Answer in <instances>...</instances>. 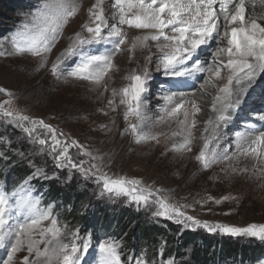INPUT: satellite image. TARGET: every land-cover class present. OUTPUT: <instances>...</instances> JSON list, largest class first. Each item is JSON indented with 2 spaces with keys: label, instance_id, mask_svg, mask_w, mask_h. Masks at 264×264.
Here are the masks:
<instances>
[{
  "label": "rangeland",
  "instance_id": "374dc122",
  "mask_svg": "<svg viewBox=\"0 0 264 264\" xmlns=\"http://www.w3.org/2000/svg\"><path fill=\"white\" fill-rule=\"evenodd\" d=\"M42 2L44 0H0V48L8 52L13 51L8 40L21 28L25 16L38 8ZM48 2H63L67 5L68 10H71L73 6L76 8L75 15L68 17L67 23L60 30L59 39L51 51L41 55L30 53L0 55V89L5 90L0 92V154L2 155L6 151L17 159L16 163L11 164L10 167L26 168L30 172L23 182L12 186L7 192H16V199L35 203L40 211L50 212L53 217L58 218V226L62 229L65 243L73 239V233L78 232L79 237L84 239L90 232L85 235L81 234L82 227L72 226L69 220L62 218L57 212L59 209L53 205L54 202L43 204L41 197L45 188L40 185L41 181L54 180L66 188L77 186L83 194L85 191L87 201L79 208L82 213L85 211V206L88 207V205L91 206L94 202H98L108 209L126 208L128 211L136 212L141 219L150 221L156 226L166 227V221L171 222L176 228V237L184 230L189 229L204 236L235 241L243 246L253 242L259 245L264 243V241L253 237H232L219 232L210 233L203 228H195V226L191 229L184 228L182 224L176 223L173 219L154 217L153 215L159 210L160 202H164L180 208L186 215L201 221H208L211 224L235 227L264 225V163L258 158L239 154L231 160L220 159L208 168H204L196 160V156L204 144L201 135L205 133V122L213 114L210 98L213 99L221 87L219 76L225 78L227 83L229 75L227 69L221 65L218 77L214 76L212 72L200 73V77L192 86L190 77L187 78L188 83L186 84L175 83L180 78L167 77L163 74V69L156 70V65L159 62L158 57L162 55L158 49L157 53L153 55L141 50L148 42L137 38L150 35L152 30L129 28L124 25L122 27L127 37L126 43L121 46L122 50L113 56V66L105 74L108 76L106 81L108 89L104 88L106 95L102 92L101 80L95 82L91 79L86 80L66 74L67 71L75 67L78 57L65 62L58 78L51 71L52 65L57 62V58L68 47L70 38L74 37L77 32H82L83 24L89 23L90 26H94L89 20V9L96 3V0H88L87 3H84L85 0H48ZM105 3L107 4V0ZM108 11L110 17L111 12L115 9L108 5ZM248 16L249 19H254V16ZM261 24H264V20ZM138 31H144V33L137 34ZM82 34L88 35L87 32ZM217 46L215 42H210L209 47L206 48V54L204 50L199 51L201 62H207L205 67L211 64L213 59L211 53ZM219 46L225 47L226 41ZM111 47V44H100L87 46L84 51L99 55L110 51ZM145 66L150 70L152 79L149 82L148 92L142 96L143 118L139 122L138 130L141 135L134 138L128 125L137 123V120L134 115H129L128 120H125L127 105L120 103L121 90L131 83L126 77L133 70L139 71ZM205 79L210 80V83L205 84ZM181 84L189 88L191 86L193 93H198L193 98H187L188 103L181 110L187 109L189 104L192 107L191 101H195L201 108V111L194 115L192 108L190 126L193 119L197 123L191 129L193 136L187 147L192 149L193 153L188 155L182 154L181 149L173 150V147L174 145L179 146L185 140V138L181 139L182 131L184 126L189 127V124L183 127L179 126L181 114L174 116L176 118L168 117L166 112L174 105L168 106L162 99L165 93L182 91L183 89L179 88ZM202 84H204L203 89H201ZM255 86L261 90L262 94L255 98L248 97L247 100L251 103L247 101L245 108L241 106L233 115L232 121L221 130L225 134L226 141L219 144L218 152H223L224 148L230 149L229 155L236 152L235 134L246 132L245 125L248 122L258 124L259 121L256 117L259 114H264V79L258 78ZM199 89L202 92H199ZM251 91L253 93L255 89ZM109 101L112 103L110 104ZM203 101L207 103L202 104ZM208 101H210V105H208ZM4 112H12L13 116L6 117L3 115ZM18 115L29 117V121L24 123L26 126L34 128L31 137L13 122V117ZM32 120H42L45 124L51 125L61 144L67 142L69 145V156L72 161L77 164L83 161V167L90 169L95 175L90 179H85L81 172L75 169H57L52 158L54 154L51 153L49 146H43L41 151V146L34 142L43 138L50 145L52 143L51 133L38 124L32 125ZM171 120L173 122L169 124L168 122ZM73 140L77 141L81 147L71 146ZM212 142L215 143L216 140ZM92 165H96V168L93 169ZM37 169H41L51 178L34 177L33 173ZM70 174L71 180L68 179ZM104 174H107L110 179L125 178L140 181L138 188L145 189L142 194L148 197V204L145 206L142 203L137 206L135 203H129L131 196L140 195V192L130 193L127 197L121 196L112 200L107 197L100 198L98 193L102 182H98L96 176ZM1 180L4 181V179ZM0 188H5V181L3 183L0 181ZM20 210L13 209L15 215L9 216L11 223L3 229L4 233L10 229L12 222L15 223L16 213ZM23 210L27 213L26 208ZM54 212L57 214L55 215ZM42 226L48 227L50 222L44 221ZM64 229L66 232L63 231ZM98 229H101L100 225ZM132 232L137 234L136 231L129 233L132 235ZM48 238L50 239L51 236L49 235ZM158 239L162 243V238ZM102 240L106 239L100 238L94 243L91 235L87 254L92 258L89 257L86 260L83 257L85 264H101L102 257L98 251V243ZM174 240L176 241V238ZM136 241H140L139 248H144L150 242V238H136ZM39 246L43 250V244ZM178 248L179 245L174 257L164 254L163 248H160L157 259H151V256L146 255L145 252H136L135 250L132 252L125 250L127 253L122 258L120 244L118 252L121 264H134L132 258L141 256L146 257L148 264H170V262L192 264L194 261L192 248L188 246L181 251ZM25 249L22 247L14 254L11 264L23 263V257L27 256ZM33 258L34 254L31 259ZM3 261L0 264H3ZM252 264H264V252L255 258Z\"/></svg>",
  "mask_w": 264,
  "mask_h": 264
},
{
  "label": "snow or ice",
  "instance_id": "6c2138e0",
  "mask_svg": "<svg viewBox=\"0 0 264 264\" xmlns=\"http://www.w3.org/2000/svg\"><path fill=\"white\" fill-rule=\"evenodd\" d=\"M108 5L115 11L111 12L109 19ZM218 5V7H216ZM76 8L71 10L63 2L50 3L44 0L38 8L25 16L21 28L14 34L8 42L12 45V52L0 48V55L30 53L41 55L50 52L56 41L59 39L60 30L67 23L68 17L74 16ZM89 23L82 25V32H77L70 38L68 47L57 58V62L52 65L53 75H61V68L66 61L78 57L75 67L67 71V75L81 79H91L99 82L108 70L113 66L112 58L122 50L121 46L126 43L124 25L129 28L153 30L150 35H144L142 41L158 42V50L162 53L158 57L156 70L163 69V74L167 77L180 78L175 83H188L189 77L198 73L212 72L214 76L220 75L221 65L227 69V83L219 88L217 95L213 98L211 111L215 114L205 122L204 132L210 135L204 136L202 150L196 156V160L204 168L210 167L220 159L231 160L237 154L258 158L264 163V114H259L256 119L259 125L248 122L245 125L246 132L235 134L236 152L229 155V148H224L223 152H218L216 147H210L211 141L222 138V129L228 125L233 115L246 102V96L258 82V78L264 79V24L257 19H249L246 0H96V3L89 9ZM166 30H168L166 32ZM87 32V36L83 35ZM171 33V34H169ZM163 43H159L160 41ZM226 41L225 47H220ZM210 42H215L218 46L212 51L211 64L205 67V62H201L198 52ZM100 44H111V50L103 54H91L84 49L87 46ZM227 56L226 62L220 58ZM150 60V58H149ZM215 69V71H213ZM131 83L124 87L122 91L121 104L127 105L125 120L129 115L136 117L137 123H131L128 128L134 138L140 136L138 131L140 121L143 118V94L149 90V82L152 79L151 72L147 66L126 77ZM210 80L205 79V84ZM235 85V87H234ZM204 84L201 85V89ZM5 91L0 89V92ZM11 95V94H9ZM115 95V93H114ZM187 93L171 94L165 93L162 99L166 105L171 106L166 114L168 117L177 116L180 110L188 103ZM111 104L112 101H109ZM194 113L201 111L200 106L191 101ZM4 116L12 117V112H4ZM185 121L188 113L185 112ZM29 121V117L18 115L13 117V122L21 127L24 132L31 137L34 132L33 127H28L24 122ZM181 121V123H185ZM196 120H192L189 127L196 126ZM32 125H40L47 129L52 135V143L40 138L35 140L41 146L48 145L57 169H75L83 175L85 179L92 178L95 173L83 167V161L79 164L72 161L69 156V145L67 142L61 144L57 139L55 130L51 125L41 121H31ZM123 134V133H122ZM62 135V134H61ZM139 142V141H137ZM189 140L173 150L187 148ZM71 146L81 147L77 141L73 140ZM59 149V151H58ZM190 150V149H189ZM91 155L90 153H84ZM93 169L96 165L91 166ZM34 177L50 179L47 173L37 169L33 173ZM72 179L71 174L68 177ZM98 182H102V187L98 193L100 198L117 199L121 196H129L130 193L140 192V195H132L130 204L135 203L140 206L142 203L148 204V197L142 193L143 188H138L140 181L127 180L125 178L110 179L107 174L96 176ZM151 195V193H150ZM17 193H7L0 188V230L9 226V216L15 215L13 207L17 210L27 209L26 215H16L15 223L11 224L9 234L13 240H8L10 250L7 252V259L3 264H11L14 254L25 245L29 256L23 257V264H85L83 257L89 252L91 234L87 238L81 239L79 233H73V239L65 243L62 229L58 226V218L53 217L50 212L40 211L35 203L24 199H16ZM87 206H85V210ZM154 217H165L173 219L176 223L182 224L184 228H203L210 233L219 232L222 235L232 237H253L264 241V225H249L247 227H235L222 224H211L208 221H201L193 216L186 215L178 207H173L167 203L160 202V208L153 213ZM49 221L50 226L43 227L42 223ZM39 232L40 239H34L33 234ZM66 232V229L63 230ZM49 235L51 238L49 239ZM5 240V235L0 231V242ZM43 244V250L40 248ZM118 242L108 238L98 243V251L101 254V264H121V257L118 252ZM34 254V259L30 257ZM134 264H148L145 256L132 258ZM174 264V262H170Z\"/></svg>",
  "mask_w": 264,
  "mask_h": 264
},
{
  "label": "trees",
  "instance_id": "16d2710c",
  "mask_svg": "<svg viewBox=\"0 0 264 264\" xmlns=\"http://www.w3.org/2000/svg\"><path fill=\"white\" fill-rule=\"evenodd\" d=\"M16 161L17 159L6 151L0 154V178L9 184L21 182L30 175L26 168L10 167ZM40 185L45 188L43 200L54 202L62 218L69 220L72 226L82 227L81 234L90 232L94 243L100 238H112L120 244L122 258L127 252L135 250L145 252L151 259H157L160 248H163L164 254L174 257L179 245L180 251L188 246L192 248V264H252L255 258L264 252V243L259 245L253 242L243 246L235 241L204 236L189 229L176 237L177 231L171 222L166 221V227L156 226L141 219L136 212L126 208L108 209L98 202H94L92 207L88 205L82 213L79 208L87 201L85 191L83 194L77 186L66 188L54 180L41 181ZM57 212H54L55 215ZM99 225L101 229H98ZM131 231H136L137 234L132 232L131 235ZM141 237L150 238L144 248H139L140 241H136V238ZM159 237L162 238L163 245Z\"/></svg>",
  "mask_w": 264,
  "mask_h": 264
},
{
  "label": "bare ground",
  "instance_id": "6f19581e",
  "mask_svg": "<svg viewBox=\"0 0 264 264\" xmlns=\"http://www.w3.org/2000/svg\"><path fill=\"white\" fill-rule=\"evenodd\" d=\"M87 1L88 0H85V2L84 3H87ZM246 6H247V10H248V15H250V16H254L253 18L254 19H257V21L259 22V23H261L262 22V20H264V0H246ZM216 7H218V5L216 6ZM109 19H111V16L109 17ZM69 26H70V24H69ZM131 31V30H130ZM153 31V30H152ZM151 31V32H152ZM168 30H166V32H167ZM144 33V31H138L137 32V34H143ZM169 34H171V33H169ZM162 41V40H161ZM148 43L145 45V47H142V51L143 50H145V51H147V52H149V54L151 55H153V54H155V53H157V49H158V47H157V44H158V42H156V41H151V40H149V41H147ZM159 43H163V42H159ZM209 45H210V43H209ZM209 45L208 46H204V47H202V49L201 50H204L205 52V54L207 53V49L206 48H208L209 47ZM159 51V50H158ZM199 53V52H198ZM203 53V54H204ZM226 56V55H225ZM225 56H222L220 59L222 60V61H224V62H226V60H227V57L225 58ZM200 77V73H198V74H195L193 77H190V78H192V80L190 81V85L192 86V85H194V83H195V81L197 80V78H199ZM107 79H108V76H103V78L101 79V84H102V92H104V94L106 95V90H104V88H106V89H108V85L106 84V81H107ZM226 83V80H225V78H222L221 76H219V85L222 87L224 84ZM190 86V88L188 87V86H186L185 87V85H182L181 84V86H179V88H181V89H183L182 91H179L178 93H184V92H188L187 94H188V96H187V98L189 99V97L190 98H193V96H195V95H197L198 93H193V91H192V87ZM235 87V86H234ZM254 89H255V91L252 93V91L250 92V94L248 95V96H246V102L242 105L244 108L246 107V104H247V101H249V100H247V98L248 97H257L258 95H261L262 93H261V90H259V88L257 87V86H255L254 87ZM192 91V92H191ZM189 92H191V93H189ZM199 92H202V90H200L199 89ZM215 93V92H214ZM213 93V94H214ZM203 94V93H202ZM202 94H200V96L202 97ZM212 100L213 99H211L210 98V101L212 102ZM210 101H208V105H210ZM250 102V101H249ZM205 103H207L206 101H203L202 102V104H205ZM251 103V102H250ZM170 111V110H169ZM185 112H187L188 113V115H187V119H186V121H185V115H184V113ZM192 107H190V104L188 105V107H187V109L185 108L184 110H180V112L178 113V114H181L182 116H180V117H182L181 118V120L180 121H185V123H180V127L182 126H184V125H186V124H189V127H190V121H191V117H192ZM215 114L213 113L211 116L213 117ZM174 118H176V117H174ZM173 119V118H172ZM105 120H107V119H105ZM164 120V119H163ZM165 120H166V118H165ZM166 122H168V121H166ZM170 122H173L172 120L171 121H169L168 123L170 124ZM160 123V122H159ZM167 123V124H168ZM174 123H176V122H174ZM260 124V122H258V124L257 125H259ZM103 126V125H102ZM170 126V125H169ZM159 127V126H158ZM189 127H185L184 126V128H183V131H182V134H183V136L181 137V139L182 138H185V140L187 139V140H189L190 141V138L193 136V133H190V135H189ZM160 128V127H159ZM107 130V129H106ZM168 131H169V128H168ZM192 131V130H191ZM155 132H156V130H155ZM154 132V133H155ZM172 133H173V130H172ZM185 133V134H184ZM211 134V132L209 131V133H204V135H201L202 137H204V136H208V135H210ZM222 138H220L219 140H218V142H217V140H216V142L214 143V142H212L211 141V144H210V147H218L219 146V144H221L222 142H224V140L226 141V139H225V134H224V132H222ZM177 135V134H176ZM164 137V136H163ZM180 138V137H179ZM156 139V138H155ZM176 140V139H175ZM185 140L183 141V142H181V144L180 145H182V144H184L185 143ZM178 141V140H177ZM152 142V141H151ZM189 145V144H188ZM148 147H149V144H148ZM150 148V147H149ZM155 148V147H154ZM146 149H147V147H146ZM190 148H183V149H181V153L182 154H184V155H188V154H192L193 153V151H192V149H190ZM149 150V149H148ZM150 151V150H149ZM156 151V150H155ZM176 151V150H175ZM175 153V152H174ZM180 153V154H181ZM179 154V153H178ZM247 159V158H246ZM13 209H15V203H14V207H13ZM14 212V211H13ZM17 214H20V215H26L27 213L22 209V210H20L19 212H17L16 213V215ZM15 217V216H14ZM13 217V218H14ZM13 218H12V220H13ZM11 223V222H10ZM13 223V222H12ZM0 231H2V230H0ZM7 232H5L4 233V230L2 231L3 233H4V235H5V240L3 241V242H1V246H0V263L5 259H7V252L9 251V249H10V244H8V240H13L14 241V239H13V237L9 234V230H6ZM33 238L34 239H37L38 240V238H40V236H39V232L37 231V232H35L34 234H33ZM26 249L25 250H27V246L25 245L24 246ZM25 250H22V252H25ZM27 254V256H29V253H28V251L26 252ZM86 256V257H85ZM84 256V259H86V260H88V258L89 257H91L92 258V256H90L89 254H87V255H85ZM32 257V256H31ZM31 257H30V260H31ZM34 259V258H33ZM19 260V259H18ZM22 261V260H21ZM23 264V263H22Z\"/></svg>",
  "mask_w": 264,
  "mask_h": 264
}]
</instances>
